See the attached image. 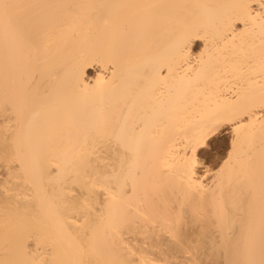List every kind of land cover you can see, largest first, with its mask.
Returning a JSON list of instances; mask_svg holds the SVG:
<instances>
[{
  "label": "bare ground",
  "instance_id": "1",
  "mask_svg": "<svg viewBox=\"0 0 264 264\" xmlns=\"http://www.w3.org/2000/svg\"><path fill=\"white\" fill-rule=\"evenodd\" d=\"M217 134L213 168L201 155ZM58 139L68 163L55 164L81 187L71 206L94 212L55 230L56 252L34 237L21 264H88L99 250L91 263L106 264L108 247L109 264H264V0H0V153L51 155ZM25 192L0 191V214L31 208ZM11 221L0 252L27 231Z\"/></svg>",
  "mask_w": 264,
  "mask_h": 264
},
{
  "label": "rangeland",
  "instance_id": "2",
  "mask_svg": "<svg viewBox=\"0 0 264 264\" xmlns=\"http://www.w3.org/2000/svg\"><path fill=\"white\" fill-rule=\"evenodd\" d=\"M34 101V100H33ZM34 122V121H33ZM62 122H64V121H62ZM66 123V122H65ZM34 124V123H33ZM57 124V123H56ZM61 123H59V125H60ZM57 126H58V124H57ZM65 126V125H64ZM66 127V126H65ZM59 128V127H58ZM48 129V128H47ZM56 129V128H55ZM66 129V128H65ZM45 130V129H44ZM54 130V129H53ZM63 130V129H62ZM68 130H69V128H68ZM56 131V130H55ZM54 131V132H55ZM64 131V130H63ZM49 132V131H48ZM47 132V133H48ZM51 132V131H50ZM65 132H67V131H65ZM43 133V132H42ZM46 133V134H47ZM58 133V132H57ZM50 134H52V133H49V135ZM48 135V134H47ZM58 135V134H57ZM64 135V134H63ZM62 135V136H63ZM65 135H66V138L68 137L67 135L68 134H66L65 133ZM65 135H64V138H65ZM45 137L46 138H49V137H47V136H45L44 135V137L42 138V140H44L45 139ZM51 138H52V135L50 136ZM54 138V137H53ZM55 138H57V137H55ZM54 138V139H55ZM63 138V137H62ZM64 138H63V140H64ZM65 138V139H66ZM215 139V144L214 145H212L211 147H210V149H207V150H205L203 153H202V155H201V158L203 159V163H205V164H208V165H211L213 168H216L217 166H219V164L218 163H220V159L219 158H221V156L223 155V152H224V149H225V143H224V140L221 138V136H219V134H217L215 137H214ZM46 140V139H45ZM44 140V141H45ZM51 140V139H50ZM49 140V141H50ZM61 140V139H60ZM63 140H61V141H63ZM67 141L68 140H70V139H66ZM67 141H65L64 143L66 144V143H68ZM41 142H43V141H41ZM52 142H53V140H52ZM56 142H60L59 141V139H58V141L56 140ZM43 143H45V142H43ZM55 143V142H54ZM64 143L62 144V143H59V144H61V150L59 149V152L57 153V152H53V150H55V151H58V150H56L57 148H55L54 146H52V147H54L55 149H53L52 150V147L51 146H49L50 147V149H51V151H50V154H51V152H53L51 155H49V153H45L44 151H43V149L41 148V149H39V150H36V151H34V152H38V154H35V155H33L34 153L33 152H28V154H26V153H7V152H3V153H0V171H2V172H5L4 171V166L5 165H10V166H13V165H16V166H21V169H19L16 173H15V175H17L16 177H17V179H15V177H14V179H11L9 176H6L5 174L4 175H1L0 176V191H3V190H5L6 188L7 189H11V188H16L17 190L19 189V195L20 196H22L21 195V192H22V194L24 195V192H25V190H26V187H27V189L28 190H26V192H27V194H29V195H31V196H29L28 195V197H27V199L29 200L28 202H29V204H30V201H31V199H32V201H34L33 200V198H35V197H37L36 199L37 200H39L38 202H40L41 200H43L44 198L46 199H44V201L46 202L45 204H47V206L44 204V206H42V204H41V207H42V209H40V208H38V205H40L39 203H37L35 206H34V204L37 202L36 201V199H35V203L34 202H32V204H30L32 207V209L29 207V208H26V209H28V210H26L25 208H24V206L22 205V203H21V206H18L17 207V212L18 211H20V212H18V214H17V212H16V208L14 209H11V206H10V208L9 207H7V206H9V205H5L6 206V208H5V206L3 205L2 206V208H1V210H3L4 208V210H6L7 208H8V210H9V212L10 213H12L11 211H13L14 213H12V214H10L9 212H8V210H7V212L10 214L7 218H5V216L6 215H8V213L6 212V211H4V212H6L5 213V215H4V213H3V211H2V214H0V221H1V224H0V230H2V228H3V230L6 228H4V225H2V224H5V223H7L8 224V221L10 220L11 221V219H16L15 217H17V219L18 218H21L22 216V219H20V221L18 222V226H17V221L16 220H14V223H13V221H11L12 222V224L14 225V226H16V229H13V231H14V233H16V234H18L19 233V231L22 229V228H24V229H26L27 231L24 233V232H21L20 231V234L19 235H17L18 236V241H16V239L15 238H13V239H15V241L13 240V242H14V244L12 243V240H11V243H9V242H7V243H9V245H8V247L10 248V250L8 249V250H6L8 253H9V251H11V254H13V255H11V254H8V253H6V254H8V255H11V257H13L11 260L9 259L8 260V262H6V260L3 258L2 260L5 262V263H10V261L12 262L15 258V260L12 262V263H16V264H21V263H24V261L25 262H27L28 260V262H30V261H32V258L34 259L36 256L34 255L33 257L31 256V255H29V256H31V257H29L28 255H27V257L29 258V259H27V261H26V258L27 257H24L23 256V254H25L24 253V251H23V247H24V245H26V244H29V245H31V243L33 242V239H34V237H36L37 238V236L39 237V236H41V238H37V240H40L39 242H40V246H39V244H37L38 246V248L39 247H41V249H42V251L43 250H45V249H51L52 248V250L54 249L55 251L54 252H56V250H59V248L60 247H58V246H56V247H58V249L57 248H54L55 247V244H57L56 243V240L58 239V238H60V235H61V238H62V236L63 235H65V234H61L62 233V231L64 232L66 229H68L67 228V225H68V222H70L71 220H72V222H71V224H73V222L75 221L76 222V224H77V226H82V223H81V221H83V220H85L87 217H85L90 211L88 210V213H86V215L83 213L84 211L85 212H87V209H89L90 207L89 206H87V207H89V208H87L86 210L84 209V207L81 209V208H79L80 206H78V208H73L72 206H71V203H75L76 201H78V200H81V199H79L80 198V196L81 195H79V192H80V185L78 186V181H77V179H75V177H76V175H74V178L72 177V174L73 173H71V172H68L67 170L68 169H66V167H67V161H66V159L68 158V152H67V148H64V147H67L66 145L64 146ZM51 144V143H50ZM53 144V143H52ZM58 145V144H57ZM64 146V147H63ZM49 147L48 148H46V149H44L45 151H47V149H49ZM44 148V147H43ZM59 148V147H58ZM222 150V151H221ZM62 151V152H61ZM64 151H66V152H64ZM44 152V153H43ZM48 152H49V150H48ZM57 153V154H56ZM64 153V154H63ZM58 154H60L59 156H58ZM222 154V155H221ZM218 155V156H217ZM54 157V158H53ZM60 157H61V159L63 160V163L61 162L62 160L60 159ZM60 159L61 161V164H64L65 162V164L64 165H66V167H62V166H59V167H57L59 164H57V166H56V162H57V159ZM59 159H58V161H59ZM219 159V160H218ZM52 160V161H51ZM54 161V162H53ZM59 162V163H60ZM213 163V164H212ZM218 164V165H217ZM48 165H51V167L50 168H48L47 166ZM79 165V164H78ZM29 167V168H28ZM38 167H40L41 168V171H40V169L38 170ZM62 169H64V170H62V172H61V168ZM20 168V167H19ZM25 169V170H23V169ZM29 169L30 170V168L31 169H33L34 168V170H32V172L34 173V174H36V175H34V174H32V172L30 173V171L28 170L27 172H25L26 171V169ZM49 170V172L51 173V175H50V173H49V175L47 176L46 174H47V169ZM54 169V171L52 170V169ZM60 168V169H59ZM77 168H79V167H77ZM57 169H58V171H57ZM36 170H38V172L40 171V172H42V173H40L39 174V177H38V173H37V171ZM47 170V171H46ZM51 170V171H50ZM35 171V172H34ZM45 171H46V174H45ZM67 172V173H66ZM32 175L31 177H30V174ZM58 173H60V174H58ZM61 173H62V175H61ZM71 173V174H70ZM13 174V173H12ZM42 174H43V176H42ZM70 176H69V175ZM27 175V176H26ZM45 175H46V177H45ZM58 175H60L59 176V178L57 177ZM81 175V174H80ZM79 175V173H78V176H80ZM11 176H14V174L13 175H11ZM34 176H37L36 178H38V182H37V180H36V182H34L35 181V178H34ZM71 178H69V177ZM21 177H23V178H21ZM27 177H28V179H27ZM30 177V178H29ZM43 177V178H42ZM61 177V178H60ZM39 178H41V179H39ZM46 178V179H45ZM50 178L52 179V180H54V181H52V180H50ZM56 178V179H55ZM80 178V177H79ZM19 179V180H18ZM47 179H49L48 181H46ZM27 180V181H26ZM57 180V181H56ZM58 180L60 181V183H58ZM72 180H76L77 182L75 183V181H74V183H72L73 181ZM22 181V183H20ZM23 181H25L24 183H26L27 182V184L29 185V186H27V184H25V187L24 188H21L19 185H23L24 186V183H23ZM67 181V182H66ZM40 182V183H39ZM56 182V183H55ZM65 182V183H64ZM18 184V185H17ZM42 184V185H41ZM53 184V185H52ZM38 185V186H37ZM39 185H41L42 187V190H39ZM56 185V186H55ZM58 185H59V187H58ZM61 185V186H60ZM69 185H71V186H69ZM72 185H74V186H72ZM76 185V186H75ZM54 186H55V188H54ZM67 186H68V188H67ZM3 187V188H2ZM11 187V188H10ZM71 187V188H70ZM5 188V189H4ZM40 188V189H41ZM59 188V189H58ZM65 190V192H64V190ZM65 188H67V189H65ZM22 189V190H21ZM57 192H56V191ZM68 190V191H67ZM35 191V192H34ZM72 191V192H71ZM25 192V193H26ZM32 192V193H31ZM45 192V193H44ZM54 192H56L55 194H56V197H55V195H54ZM62 192V193H61ZM70 192V194H68ZM82 192L83 191H81V194H82ZM35 193V194H34ZM43 193L45 194L44 195V198H43ZM67 193V194H66ZM74 193H75V197L78 195L79 196V198L76 200V201H73L74 199L73 198H75V197H73L74 196ZM61 194V195H60ZM65 194V195H64ZM34 195V196H33ZM58 195V196H57ZM67 195V196H66ZM71 195H73V196H71ZM47 198H46V197ZM61 196V197H60ZM67 198H66V197ZM23 197H25V196H23ZM31 197H33V198H31ZM85 197V196H84ZM41 198H43V199H41ZM62 198H64V199H62ZM70 198H72L73 200H72V202H71V199ZM21 199H23V200H25L24 198H20L19 199V201L21 202ZM56 199V200H55ZM55 200V201H54ZM58 200V201H57ZM44 201L42 202L41 201V203H44ZM63 201V202H62ZM81 201H83V200H81ZM80 201V202H81ZM19 202V203H20ZM67 202V203H66ZM71 202V203H70ZM80 202L78 203V202H76V204H80ZM34 203V204H33ZM59 203V204H58ZM64 203V204H63ZM66 203V204H65ZM84 203H87V202H84ZM76 204H75V206H76ZM88 204V203H87ZM81 206L83 205V203L81 202V204H80ZM85 205V204H84ZM89 205V204H88ZM35 208H34V207ZM70 206V207H69ZM1 207V206H0ZM49 207H50V209H49ZM63 207V208H62ZM73 208V209H69V208ZM94 206H92V208H93ZM44 208V209H43ZM50 211V213L52 214V215H50V213H48L49 211L47 210V209ZM92 208H90V210H92L93 211V209ZM25 209V210H24ZM31 209V211H30V213H27L29 210ZM84 209V211L82 212V210ZM43 212H45V213H43ZM41 211V212H40ZM91 211V213H93ZM1 212V211H0ZM54 213V215H53V213ZM20 213V214H19ZM25 213V214H24ZM41 213V214H40ZM91 213H89V215L90 216H92V214ZM15 214V215H14ZM26 214H30V216L28 217V215H26ZM31 214H32V216H31ZM56 214V215H55ZM85 216H84V215ZM50 215V216H49ZM69 215V216H68ZM4 216V217H3ZM13 216H15V217H13ZM19 216H21V217H19ZM49 216V217H48ZM65 216H66V218H65ZM28 217V218H27ZM54 217V218H53ZM56 217L59 219H56ZM60 217H62V219H60ZM75 217V218H74ZM79 217V218H78ZM81 218V219H80ZM85 218V219H84ZM89 218V217H88ZM87 218V219H88ZM92 218V217H91ZM24 219H25V221H24ZM56 219V220H55ZM64 219V220H63ZM6 220V221H5ZM61 220V221H60ZM70 220V221H69ZM15 221H16V224H15ZM35 221V222H34ZM59 221V222H58ZM22 222V223H21ZM75 222H74V224H75ZM80 222V223H79ZM20 223V224H19ZM25 223V224H24ZM28 223H30L31 225H28ZM54 223V224H53ZM61 223V224H60ZM11 223H9V225H10ZM11 224V226H13ZM24 224V225H23ZM70 224V223H69ZM70 224V225H71ZM80 224V225H79ZM7 226V225H5V226H7V229L8 230H10L11 231V229H9L11 226ZM64 225V226H63ZM23 226V227H22ZM28 226V227H27ZM18 227H20V229L18 228ZM26 227V228H25ZM50 227H54L53 229L54 230H51V232H50ZM59 227V228H58ZM70 228H71V226H69ZM11 228H15V227H11ZM69 228V230L71 231V229ZM72 228H74V227H72ZM82 230H80L79 232L77 231H73L74 229H72V231L75 233V234H77V233H79V235H81L80 233H81V231L85 234H88V232H87V230H84V227L83 228H81ZM6 230V229H5ZM7 230V231H8ZM16 230V231H15ZM18 230V231H17ZM40 230L41 231H44V232H40ZM57 230H62L61 231V233H60V235H58V234H56L57 232L56 231ZM84 230V231H83ZM13 231H11V232H13ZM68 231V230H67ZM67 231H65V233L67 232ZM86 231V232H85ZM1 232V231H0ZM10 232V233H11ZM51 233V235H49V234H47V237H46V235H45V237H44V233L46 234V233ZM56 232V233H55ZM60 232V231H59ZM3 233V235H4V233H5V231L4 232H2ZM7 233V232H6ZM28 233V234H27ZM38 233L40 234V235H38ZM55 234L57 235V237L55 236ZM83 234V235H84ZM3 235L1 236L0 235V237H3ZM11 235V234H10ZM9 235V236H10ZM25 235H28L27 237V239H26V241H25ZM31 235H32V237H31ZM82 235V236H83ZM89 235V234H88ZM88 235H85L86 237L88 236ZM50 236H51V238H50ZM52 236H55V238L54 239H56L55 241H54V239L52 238ZM77 236H78V234H77ZM82 236H79V238L80 237H82ZM84 236V238H86ZM5 237H7V236H5ZM13 237V236H12ZM14 237H16V236H14ZM31 237V238H30ZM63 237H65V236H63ZM44 238L46 239V240H44ZM48 238V239H47ZM42 239H43V241H42ZM53 239V240H52ZM48 240V241H47ZM83 240V237H82V239L80 238V241H82ZM41 241H42V244H41ZM47 241V242H46ZM50 241H53V242H51V245H50ZM15 242H18V243H20V245L19 244H17L16 245V243ZM26 242V243H25ZM29 242V243H28ZM31 242V243H30ZM44 242V243H43ZM45 242L47 243V244H45ZM3 243V242H2ZM24 243V244H23ZM49 243V244H48ZM53 243V244H52ZM82 243V242H81ZM13 245V246H12ZM19 245V247L22 245V247H20V248H16V246H18ZM58 245V244H57ZM80 245V244H79ZM5 247L7 246V245H4ZM12 246V247H11ZM75 247H76V251L78 250V253L79 252H81V250H82V248H80V246H79V248H77V246L76 245H74ZM69 247H71V246H69ZM85 247V250H83V251H88L89 250V248L87 249L86 248V246H84ZM13 248V249H12ZM45 248V249H44ZM105 248H107V247H105ZM1 249V248H0ZM7 249V248H6ZM15 249H17V250H15ZM40 249V248H39ZM72 249V248H71ZM73 249H74V247H73ZM79 249H81L80 251H79ZM108 249H110V250H108ZM2 250H4L5 251V248H2ZM1 250V252H4V251H2ZM20 250H22V251H20ZM102 250V249H101ZM106 250H108V251H106ZM5 251V252H6ZM16 251V252H15ZM20 251V252H19ZM42 251H40L39 250V252H42ZM68 251H72L73 253H75L74 255H77L76 253L77 252H75V251H73V250H68ZM67 251V252H68ZM103 251H104V249H103ZM103 251H102V254H100V255H103V254H105V253H103ZM110 251H111V253H112V250H111V248H107V249H105V251L104 252H108V254L106 253V256H105V258L106 257H110V258H113V255H111V256H108L109 254H111L110 253ZM146 251H148V250H146ZM0 252V253H1ZM72 252L71 253H69V255L67 254L66 256H68V257H70V256H72ZM95 252H97V251H95ZM99 253L101 252L100 250L98 251ZM97 252V253H98ZM157 252V251H156ZM15 253V254H14ZM16 253H18V254H16ZM90 253H93V252H90ZM97 253H96V255H94V256H96V258L99 256V255H97ZM158 253V252H157ZM156 253V254H157ZM2 254H4V253H2ZM2 254H1V256H2ZM58 254V253H57ZM146 254H149V253H145V255ZM151 254V253H150ZM153 254V253H152ZM5 255V254H4ZM4 255H3V257H4ZM18 257H17V256ZM73 255V256H74ZM84 255H85V252H84ZM83 255V257H81V260L82 259H84V256ZM89 255V254H88ZM92 255V254H91ZM64 257L63 258V261H66V262H70L72 259H67V257ZM72 256V258H74V259H76L77 258V256L76 257H73ZM87 256V255H86ZM92 257V256H90V258H89V260H85L84 259V263H90V264H92L93 262H96L98 259H99V257H98V259H96L95 257ZM146 256H148V257H153L152 255H146ZM155 256V259L158 257V254H157V256L156 255H154ZM8 257V256H7ZM92 257V258H91ZM102 256H100V259H102L101 258ZM103 257H104V255H103ZM151 257L150 258H147V259H149L150 260V263L152 264H157V262H155L154 263V261H158V263L159 264H161V260H160V258H161V255H160V258L158 257V259H154V261H151ZM2 258V257H1ZM1 258H0V261H1ZM71 258V257H70ZM87 258V259H88ZM94 258V259H93ZM103 259V260H105V262H106V264H109L108 262L109 261H111V260H109L108 258V260L107 259ZM7 259V258H6ZM67 259V260H66ZM73 259V260H74ZM95 259H96V261H95ZM35 260H36V258H35ZM35 260H33L34 262L33 263H35ZM53 260L55 261H57V259H56V256H54L53 257ZM53 260H46L44 263H49V262H54ZM92 260V261H91ZM94 260V261H93ZM113 260V259H112ZM3 261H2V263H3ZM55 261V262H56ZM86 261V262H85ZM90 261V262H89ZM82 262H83V260H82ZM81 262V263H82ZM92 262V263H91ZM149 261H147V263H148ZM1 263V262H0ZM180 263V262H179ZM189 264H195V263H193V262H188ZM188 263H181V264H188ZM51 264V263H50ZM83 264V263H82ZM103 264H105V263H103ZM144 264H146V262L144 263ZM149 264V263H148ZM171 264V263H170ZM172 264H175V263H172ZM197 264V263H196Z\"/></svg>",
  "mask_w": 264,
  "mask_h": 264
},
{
  "label": "snow or ice",
  "instance_id": "3",
  "mask_svg": "<svg viewBox=\"0 0 264 264\" xmlns=\"http://www.w3.org/2000/svg\"><path fill=\"white\" fill-rule=\"evenodd\" d=\"M225 163L227 164V163H228V161H225Z\"/></svg>",
  "mask_w": 264,
  "mask_h": 264
}]
</instances>
